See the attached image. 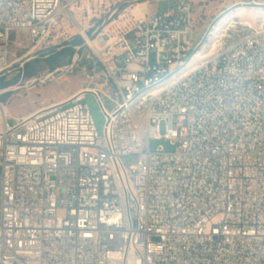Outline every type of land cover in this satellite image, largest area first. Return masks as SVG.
<instances>
[{
	"label": "built area",
	"instance_id": "2783aa9c",
	"mask_svg": "<svg viewBox=\"0 0 264 264\" xmlns=\"http://www.w3.org/2000/svg\"><path fill=\"white\" fill-rule=\"evenodd\" d=\"M83 1L0 0V74L13 32L39 45ZM94 1L105 14L125 0ZM107 28L106 56L89 44L97 82L1 121L0 264H264V25L217 45L219 61L139 112L136 88L197 52L195 1L154 14L130 4ZM87 93L106 114L103 135ZM152 139L175 149L152 150Z\"/></svg>",
	"mask_w": 264,
	"mask_h": 264
},
{
	"label": "rangeland",
	"instance_id": "374dc122",
	"mask_svg": "<svg viewBox=\"0 0 264 264\" xmlns=\"http://www.w3.org/2000/svg\"><path fill=\"white\" fill-rule=\"evenodd\" d=\"M152 1L138 0L130 4L137 6V9L143 13L149 12V3H153V12L163 13L175 0ZM194 1L196 28L190 38L195 43L200 42L209 29L210 32L187 67L199 63L203 59L202 54L213 52L214 42L216 47L219 44L230 42L244 35L250 29L258 28L264 22V7L245 5V3L264 4V0ZM89 4L92 8L88 15L84 7L86 8ZM99 5L100 1L84 0L68 15L57 19L52 35L39 45L33 43L25 32L12 33L9 66L0 74V89L11 86L20 88L0 95V127L4 108L8 110V117L11 119L22 118L42 108L69 99L76 92L86 88L91 81L93 84L97 82L96 79H91V75L93 71L99 69V60L94 48L89 45L90 42L88 43L86 39H90L91 34L109 13L95 12L93 9L99 8ZM122 9L123 7L114 14L111 20L120 14ZM111 20L91 40L105 56L108 51L103 47L106 45L108 37L104 33ZM79 27L87 35L86 38ZM86 41L87 43L77 52V47ZM75 55L74 66L70 69ZM58 68H63V70L54 72L43 82L40 81ZM33 79L38 80L32 83ZM84 103L91 111L98 134L103 135L107 119L99 100L93 93H87ZM104 103L109 110L113 109L109 99L105 98ZM10 122L14 123V120ZM150 146L152 150L159 147L165 151L175 149L170 141L164 139H152Z\"/></svg>",
	"mask_w": 264,
	"mask_h": 264
},
{
	"label": "bare ground",
	"instance_id": "6f19581e",
	"mask_svg": "<svg viewBox=\"0 0 264 264\" xmlns=\"http://www.w3.org/2000/svg\"><path fill=\"white\" fill-rule=\"evenodd\" d=\"M262 24L264 25V22ZM86 40L88 41V43L90 42L89 44L91 46H93V42H91L89 38H87ZM215 48H216V43L214 42L212 49ZM211 53L212 52H207L205 54H202L203 59L199 63L194 64L193 66L190 67L187 66L194 55L187 57V60L183 62V64L178 66L175 69L174 73H168L164 79L154 81L153 83H145L142 86H138L135 92L133 93V95L130 96L129 109H131L132 112H139V107L144 97H148L149 95H157L159 92H161V90H170L175 83L182 82L183 80L188 78L189 75H195L198 66L210 67L212 63L220 60V52H213L212 54ZM63 101H60L58 103H62ZM53 106L54 104L42 108L38 111H52ZM8 116H9V112L6 108H4L1 116L2 121H8V123H11L10 121L14 120L15 123V119H11V117ZM29 116L30 115L25 117H29ZM20 131H28V121L20 122ZM96 146H103V138H96Z\"/></svg>",
	"mask_w": 264,
	"mask_h": 264
},
{
	"label": "water",
	"instance_id": "95a60500",
	"mask_svg": "<svg viewBox=\"0 0 264 264\" xmlns=\"http://www.w3.org/2000/svg\"><path fill=\"white\" fill-rule=\"evenodd\" d=\"M135 1H138V0H125V1H123V2H120V3H118L109 13H108V15L103 19V21L100 23V25L95 29V31L91 34V36H90V40H93L95 37H96V35L100 32V30L105 26V25H107L108 23H109V21L111 20V18L114 16V14L121 8V7H124L125 5H127V4H130V3H133V2H135ZM245 5H253V6H260V7H264V4H257V3H255V4H251V3H245ZM213 26V25H212ZM210 32V29L208 30V33ZM207 33V34H208ZM207 34L203 37V39L199 42V44L197 45V47H196V49H195V51H194V53L196 52V51H198L199 50V48L204 44V41H205V38H206V36H207ZM87 43V41L86 42H84V43H82L81 45H79L78 47H77V52H78V50L82 47V46H84L85 44ZM77 54V53H76ZM75 58H76V55H75V57H74V61H73V64L71 65V67H70V69H72V67L74 66V62H75ZM69 69V70H70ZM58 70H63V68H58V69H56L55 71H53V72H51V73H49L48 75H46L43 79H40V81H45L46 79H48L49 77H51L53 74H54V72H56V71H58ZM38 79H33L31 82L32 83H34V82H36ZM18 88H20V87H17V86H11V87H6V88H3V89H0V95L2 94V93H4V92H7V91H10V90H15V89H18Z\"/></svg>",
	"mask_w": 264,
	"mask_h": 264
},
{
	"label": "crops",
	"instance_id": "0c3cea01",
	"mask_svg": "<svg viewBox=\"0 0 264 264\" xmlns=\"http://www.w3.org/2000/svg\"><path fill=\"white\" fill-rule=\"evenodd\" d=\"M153 1H154V0H153ZM153 1H152V2H153ZM175 1H176V0H175ZM175 1H174V2H175ZM173 4H174V3H173ZM153 7H154L153 3H149V7H148V8H149V13H152V14L156 13V12H153ZM157 13H158V12H157Z\"/></svg>",
	"mask_w": 264,
	"mask_h": 264
}]
</instances>
